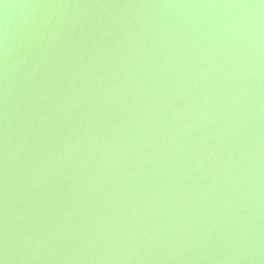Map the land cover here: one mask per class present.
<instances>
[{
    "label": "water",
    "instance_id": "95a60500",
    "mask_svg": "<svg viewBox=\"0 0 264 264\" xmlns=\"http://www.w3.org/2000/svg\"><path fill=\"white\" fill-rule=\"evenodd\" d=\"M2 264H264V0H0Z\"/></svg>",
    "mask_w": 264,
    "mask_h": 264
},
{
    "label": "snow or ice",
    "instance_id": "6c2138e0",
    "mask_svg": "<svg viewBox=\"0 0 264 264\" xmlns=\"http://www.w3.org/2000/svg\"><path fill=\"white\" fill-rule=\"evenodd\" d=\"M0 264H2V262H0Z\"/></svg>",
    "mask_w": 264,
    "mask_h": 264
}]
</instances>
